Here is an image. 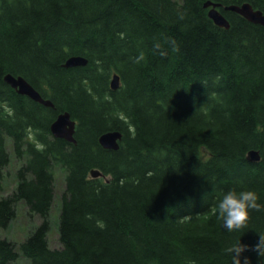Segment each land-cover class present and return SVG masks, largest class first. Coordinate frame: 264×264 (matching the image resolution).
Masks as SVG:
<instances>
[{"label":"trees","instance_id":"1","mask_svg":"<svg viewBox=\"0 0 264 264\" xmlns=\"http://www.w3.org/2000/svg\"><path fill=\"white\" fill-rule=\"evenodd\" d=\"M207 1L0 0V194L8 139L22 162L0 196V264H230L228 243L257 241L264 207L233 233L213 209L228 188H253L264 203V25L225 9L264 10V0H211L229 28ZM72 55L87 65L65 67ZM7 73L54 106L18 93ZM64 111L77 143L51 132ZM109 130L123 133L116 150L99 141ZM57 165L66 175L53 248ZM19 203L41 221L15 242L1 232Z\"/></svg>","mask_w":264,"mask_h":264},{"label":"water","instance_id":"2","mask_svg":"<svg viewBox=\"0 0 264 264\" xmlns=\"http://www.w3.org/2000/svg\"><path fill=\"white\" fill-rule=\"evenodd\" d=\"M205 7H210L209 16L213 21L225 28H229L231 23L228 18L223 14L221 10L222 4L219 2H213L208 0ZM226 10L235 11L248 20L264 25V10L254 8L250 3L231 4L225 7ZM88 63V58L83 55H72L66 59L64 62L65 67H76L85 66ZM5 81L9 83L13 88L17 90L18 93L29 96L35 101H38L46 106H54V103L43 97L39 90H37L24 76H15L12 73H7L4 77ZM111 86L113 89H117L120 86V76L114 74L111 81ZM77 122L72 117L71 113L68 111L61 112L57 115L56 119L51 124L52 134L57 138H63L67 141L76 143L77 139L75 137ZM123 133L119 130H109L101 134L99 141L101 145L107 149L116 150L120 147V140L122 139ZM249 160L258 161L261 159V155L257 150H251L248 153ZM92 175L102 176L103 173L99 169L92 170Z\"/></svg>","mask_w":264,"mask_h":264},{"label":"clouds","instance_id":"3","mask_svg":"<svg viewBox=\"0 0 264 264\" xmlns=\"http://www.w3.org/2000/svg\"><path fill=\"white\" fill-rule=\"evenodd\" d=\"M264 207L257 190L253 188H228L216 201L213 209L216 219L220 221L226 232L233 233L247 225L254 210ZM252 251L264 258V232L258 231V239L254 244L242 243L240 237L232 240L225 248L230 264H252L246 252Z\"/></svg>","mask_w":264,"mask_h":264},{"label":"rangeland","instance_id":"4","mask_svg":"<svg viewBox=\"0 0 264 264\" xmlns=\"http://www.w3.org/2000/svg\"><path fill=\"white\" fill-rule=\"evenodd\" d=\"M7 147L9 152L11 153L12 160L9 166L6 169V177L4 180V191L0 194V196L8 195L17 185V180L15 178V171L18 169V167L21 165V160H19L13 153L12 149V143L10 139H8ZM55 172V202L53 204L52 210H51V227L50 231L48 233V239L49 244L53 248H59L61 246V240L59 237V231H58V216H59V202L60 197L62 195V192L65 188V171L64 169L57 165L54 168ZM18 215L17 218L11 223L9 229L3 230L1 232L3 237H8L9 239L19 242L24 239L29 229L32 227L33 224H38L41 219L38 215H35L33 218H30L27 215L26 206L19 203L18 206ZM15 264H31L30 261L24 257L21 256Z\"/></svg>","mask_w":264,"mask_h":264}]
</instances>
